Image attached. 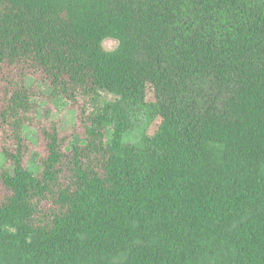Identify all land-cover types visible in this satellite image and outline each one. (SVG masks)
Instances as JSON below:
<instances>
[{"label":"trees","instance_id":"obj_1","mask_svg":"<svg viewBox=\"0 0 264 264\" xmlns=\"http://www.w3.org/2000/svg\"><path fill=\"white\" fill-rule=\"evenodd\" d=\"M0 154V264H264V0H0Z\"/></svg>","mask_w":264,"mask_h":264},{"label":"rangeland","instance_id":"obj_2","mask_svg":"<svg viewBox=\"0 0 264 264\" xmlns=\"http://www.w3.org/2000/svg\"><path fill=\"white\" fill-rule=\"evenodd\" d=\"M102 46L104 50L112 51L116 48L117 42L113 39H106L104 40ZM26 84L29 87L33 85L37 86L43 92L44 95H48L51 92V89L46 84L42 82H37L29 77L26 79ZM99 94L105 101L108 102H112L115 99L114 95L106 92L105 90H100ZM38 107H39V116L47 121H57L61 124V126L64 129H68L74 124V112L68 108L67 101L62 97L54 100L50 105H46L45 102H41L38 104ZM144 114H146L145 117H143ZM138 120L140 122L139 126H137L138 129L136 131L128 132L125 134L124 136L125 143L127 144L136 143L140 137L139 134L140 130H146L147 132H152L154 130L155 120L153 121L152 118H148L147 112L143 113L142 111L141 113H139ZM26 133L29 139L32 142H34V138H33L34 131L27 129ZM77 141H78L77 138H73L71 140V144H75ZM34 161H35V156H33L31 159V163H30L31 171L37 170V166ZM4 162L5 160L3 156L0 154V169L3 167Z\"/></svg>","mask_w":264,"mask_h":264}]
</instances>
